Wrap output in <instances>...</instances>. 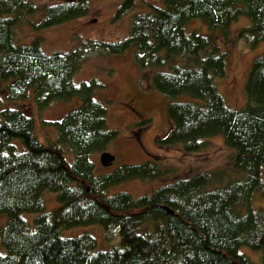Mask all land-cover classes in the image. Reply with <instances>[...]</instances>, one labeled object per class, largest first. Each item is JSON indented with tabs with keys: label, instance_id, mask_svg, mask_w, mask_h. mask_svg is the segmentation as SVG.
Masks as SVG:
<instances>
[{
	"label": "trees",
	"instance_id": "trees-1",
	"mask_svg": "<svg viewBox=\"0 0 264 264\" xmlns=\"http://www.w3.org/2000/svg\"><path fill=\"white\" fill-rule=\"evenodd\" d=\"M136 3L121 0L111 21ZM148 8L134 13L127 37L88 40L83 50L117 56L133 48L139 79L167 99L170 127L155 145L191 154L220 136L231 150L228 168L171 179L136 198L110 193L126 181L173 177V170L153 158L96 174L93 156L106 152L117 132L107 128L106 109L94 98L103 86L73 82L85 52L47 54L36 39H16L22 22L40 31L85 16L87 1L38 6L0 0V215L6 217L0 264H254L242 248L259 252L264 264V210L252 207L254 194L264 199V49L250 65L243 107L229 108L214 83L226 72L221 45L231 43L230 26L238 18L249 24L235 39L249 50L264 44V0H162ZM191 20L205 24L208 33L186 30ZM72 97L79 107L47 123L56 139L39 142L32 105L42 111ZM5 102L14 106L3 107ZM44 191L56 194L58 205L50 212L44 211ZM24 214L32 216V225ZM89 225L101 226L106 239L116 231L118 245L96 251L89 234L61 236Z\"/></svg>",
	"mask_w": 264,
	"mask_h": 264
},
{
	"label": "rangeland",
	"instance_id": "rangeland-1",
	"mask_svg": "<svg viewBox=\"0 0 264 264\" xmlns=\"http://www.w3.org/2000/svg\"><path fill=\"white\" fill-rule=\"evenodd\" d=\"M36 5L54 4L64 0H28ZM88 13L75 20L48 29L34 31L22 22L16 28L18 43H29L38 40L43 52L50 54L60 51L84 49L88 41L114 42L127 37L131 20L136 12H147L149 5L160 6L162 0H137L135 8L124 18L112 22L111 18L121 0H86ZM37 19V18H36ZM34 19V20H36ZM249 20L240 17L230 26L232 41L228 46L221 45L226 53V72L222 78H216L214 83L225 104L232 109H240L245 103L244 84L252 61L261 54L264 44L254 50H249L242 41L236 40L237 32L247 26ZM195 29L199 33H208L205 24L191 20L186 30ZM81 62L78 72L73 76L74 84L95 80L103 87L94 93V98L106 109L107 128L117 132L116 138L107 145L106 152L114 157L107 167L99 166V154L93 156L96 164L95 173H107L124 164H139L156 158L162 167L173 170V177L164 180L126 181L110 189V193L125 192L133 197L151 194L155 189L171 179H185L199 172L227 169V157L231 150L224 146L220 136L205 140L203 149L196 153H183L178 148H159L155 145L156 138L165 135L170 127L167 115V99L152 91L146 81L139 79L138 68L134 62V49L117 56H104L87 53ZM187 99L181 97V100ZM32 97L26 104H32ZM18 104V102H15ZM80 105L77 97L67 101L51 103L40 111L32 105L31 115L34 120V135L43 144L56 139V131L48 122L59 121L63 116ZM13 107L5 102L3 105ZM21 104L19 105V107ZM147 121L144 128L136 123ZM70 162L71 156L66 154ZM241 176L238 174L237 177ZM236 177V178H237ZM44 211L50 212L57 207L56 194L44 191L42 194ZM253 208L264 210V199L254 194ZM25 215V214H24ZM28 221L31 215L23 218ZM24 218V219H25ZM25 219V220H26ZM6 217L0 215V228L5 226ZM32 225V222H28ZM105 238L104 230L99 225L74 227L61 231L64 238L89 234L96 240V251H105L118 245L119 237ZM254 264H260L259 252L246 248L240 250ZM0 253L4 249L0 245Z\"/></svg>",
	"mask_w": 264,
	"mask_h": 264
},
{
	"label": "water",
	"instance_id": "water-1",
	"mask_svg": "<svg viewBox=\"0 0 264 264\" xmlns=\"http://www.w3.org/2000/svg\"><path fill=\"white\" fill-rule=\"evenodd\" d=\"M114 157L107 152H103L99 155V163L103 167H107L112 164Z\"/></svg>",
	"mask_w": 264,
	"mask_h": 264
}]
</instances>
